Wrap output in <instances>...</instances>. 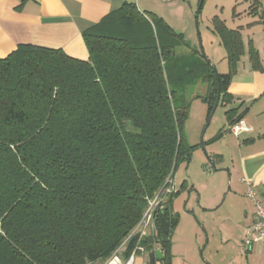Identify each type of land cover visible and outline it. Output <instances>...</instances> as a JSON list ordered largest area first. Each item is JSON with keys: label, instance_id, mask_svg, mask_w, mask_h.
I'll return each mask as SVG.
<instances>
[{"label": "trees", "instance_id": "trees-1", "mask_svg": "<svg viewBox=\"0 0 264 264\" xmlns=\"http://www.w3.org/2000/svg\"><path fill=\"white\" fill-rule=\"evenodd\" d=\"M260 16L264 27V8ZM212 24L226 51L225 75L198 51L199 58L177 56L182 35L133 3L83 32L86 60L30 44L0 57V264H91L127 238L124 261L140 248L160 249L159 264H171L177 192L162 209L169 234L159 214L157 240L131 234L193 148L177 91L207 84L198 97L207 119L217 96L226 106L233 100L227 88L245 52L241 34L219 17ZM248 58L261 69L251 43ZM236 112L226 111L228 126L243 119Z\"/></svg>", "mask_w": 264, "mask_h": 264}, {"label": "rangeland", "instance_id": "rangeland-1", "mask_svg": "<svg viewBox=\"0 0 264 264\" xmlns=\"http://www.w3.org/2000/svg\"><path fill=\"white\" fill-rule=\"evenodd\" d=\"M260 1L264 4V0ZM162 2L157 7V13L151 14L162 18L176 34L182 35L187 46H178L176 55L199 58L202 54L219 75L227 74L229 65L226 51L213 32L214 17L223 20L227 28L241 31L245 39L249 36L257 41L259 36L264 37L260 16L263 6L253 10L255 0ZM194 51L200 54H194ZM184 87L182 93L181 90L177 91L174 101L176 106L187 108L183 134L187 144L193 148L189 159L179 162L172 174L176 190L181 188V192L174 197L171 206V211L178 217V224L170 237L171 264H246L244 260L248 252L242 245L243 233L238 225L244 218L245 207H250L251 201L243 191L235 194L236 182L241 177L234 172L237 167L232 164L238 162L237 143L243 144L247 137L241 136L238 141L228 132V107L221 102L206 127L207 106L198 97L207 93V84L194 82ZM202 137L205 152L201 146ZM155 198L154 208L158 214L170 197L162 190L150 200ZM142 228L145 234L137 235L138 241L157 240L156 219ZM103 262L98 260L91 264ZM134 264H149L147 253H137Z\"/></svg>", "mask_w": 264, "mask_h": 264}, {"label": "crops", "instance_id": "crops-1", "mask_svg": "<svg viewBox=\"0 0 264 264\" xmlns=\"http://www.w3.org/2000/svg\"><path fill=\"white\" fill-rule=\"evenodd\" d=\"M257 1V2H256ZM260 1V0H259ZM255 0L257 4H264ZM254 2V3H255ZM124 3H133L140 12L157 11L162 0H0V57H5L20 44L60 49L70 57L88 58L82 34L97 25ZM157 13V12H156ZM225 23V22H224ZM244 55L237 64L227 91L233 97L228 109L237 108L236 117L242 114L250 131L244 143H237L238 162L233 166L240 175L235 194L247 190V183L254 186L257 197L264 202V37H243ZM257 51L260 70H252L248 58L249 44ZM229 132V131H228ZM234 136V135H233ZM246 206L244 218L239 223L243 235L242 245L248 252L246 264H264V243L246 246V229L253 221L255 207ZM253 205V207H252ZM159 264V263H157Z\"/></svg>", "mask_w": 264, "mask_h": 264}, {"label": "built area", "instance_id": "built-area-1", "mask_svg": "<svg viewBox=\"0 0 264 264\" xmlns=\"http://www.w3.org/2000/svg\"><path fill=\"white\" fill-rule=\"evenodd\" d=\"M228 131L238 137L244 133H247L250 131V127L248 126L247 122L244 119H241L237 121L236 123L228 126ZM173 175H170L166 181H165V188L163 189L165 195H171L176 192V187L173 182ZM245 195L247 198L250 199V201L253 203L255 207V215L253 218V221L249 225V227L246 229V236H245V245L250 246L253 243L256 242H262L264 243V202L257 197V192L253 185L247 183V190L245 192ZM156 198L153 200H149L147 207L145 208L141 219L136 226V228L133 230L131 235H144L145 231L142 228L143 226H149V222L156 219L159 212L162 210L160 209L158 214L155 211V204H156ZM152 225L150 227V230L152 231ZM153 237V234L151 238ZM129 238L125 239L123 243L111 254L110 257H108L102 264H134L136 254L133 252L130 257L124 261L122 259V253L124 252L126 242ZM156 250V249H155ZM154 250V251H155ZM141 253H144V250L142 248L139 249ZM153 251V252H154ZM148 256V254H147ZM148 261V258H147Z\"/></svg>", "mask_w": 264, "mask_h": 264}, {"label": "water", "instance_id": "water-1", "mask_svg": "<svg viewBox=\"0 0 264 264\" xmlns=\"http://www.w3.org/2000/svg\"><path fill=\"white\" fill-rule=\"evenodd\" d=\"M212 69H213L214 73L217 74V71L213 65H212ZM218 104H219V96H217V101H216V103L213 107V110L209 116L206 127L210 123L211 118H212L214 111H215ZM202 139H203V137L201 138V146H202L203 151L205 152L204 147H203V143H202ZM159 224H160V228H161L163 234H165V235L169 234V218L165 215V213L162 210L159 212ZM147 258H148L149 264H157V263L162 262V260L164 259V256H163L162 251L160 249H157L154 252L149 253Z\"/></svg>", "mask_w": 264, "mask_h": 264}, {"label": "flooded vegetation", "instance_id": "flooded-vegetation-1", "mask_svg": "<svg viewBox=\"0 0 264 264\" xmlns=\"http://www.w3.org/2000/svg\"><path fill=\"white\" fill-rule=\"evenodd\" d=\"M176 192L179 194V193L181 192V188H180L179 190H176ZM176 192H175V193H176Z\"/></svg>", "mask_w": 264, "mask_h": 264}]
</instances>
